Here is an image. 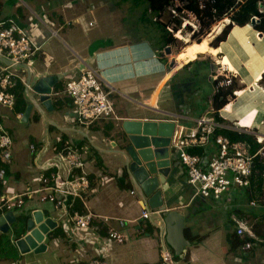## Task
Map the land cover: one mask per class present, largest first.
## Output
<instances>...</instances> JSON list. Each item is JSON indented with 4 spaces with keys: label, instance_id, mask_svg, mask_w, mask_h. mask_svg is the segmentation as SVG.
Masks as SVG:
<instances>
[{
    "label": "crops",
    "instance_id": "0c3cea01",
    "mask_svg": "<svg viewBox=\"0 0 264 264\" xmlns=\"http://www.w3.org/2000/svg\"><path fill=\"white\" fill-rule=\"evenodd\" d=\"M97 2L0 0V27L15 23L40 47L32 57L33 64L29 68L26 65L19 67L22 78H16V84L17 79L22 82L24 101L27 105L33 104L28 119H23L26 109L17 112L15 107L11 109L0 105V123L11 135L17 121L28 124L34 120L42 124V136L30 137L26 141L27 150L33 159L25 158L23 151L16 145L14 158L6 165L2 189L12 194L39 187L40 175L52 176L59 171L56 166L57 152L63 148L60 145L64 146L65 141H70L82 149L91 179L87 207L80 201V211L91 210L113 217L111 224L125 235L126 240L120 243L109 238V225L102 221L95 220L88 228L77 227L69 215L61 213L51 202L40 201L39 196L34 194L25 198L22 207L13 210L16 220L9 231L19 258H0V264H76L78 261L87 264L93 258H100L107 264H264V201L261 200L264 187L263 192L253 182L247 188L233 187L219 200L198 195L187 182L186 165L180 161L176 150L171 148L169 174L166 177L160 173L152 174L161 178L156 190L161 191L164 209L153 208L150 205L151 196H143L139 184L125 168V157L117 153L118 148L125 146L126 120H178L184 126L185 134L195 129L197 119L211 106L210 101L215 93L211 75L216 64L207 57H203L204 60L197 57L184 63L178 61L170 70L161 51L153 49L151 41L143 36L140 41L124 44H115L111 40L101 44L100 37L87 42L73 40L74 43H69L60 32L64 31L71 37L67 26L74 23L80 25L82 17L96 11ZM89 25L93 27L95 23L91 21ZM143 41L148 45L138 44ZM101 46L111 50L112 55L101 59ZM6 64L7 61L0 57V69ZM198 64L201 69L193 71ZM88 66L97 69L100 76L111 85L115 80L122 81L121 87L113 86V90L130 101H112L116 117L96 121L86 130L79 125L71 99L63 91L66 83L78 78ZM185 70L188 71L186 75L181 73ZM30 72L38 77L59 76L51 95L54 110L49 111L43 106L38 96L29 89L27 81ZM137 76L141 80L137 81ZM202 79L210 82L211 92L204 88ZM166 88L169 93L163 101ZM129 103L135 104L134 107L130 109ZM221 117L225 123L233 120ZM225 123V129L254 134L251 131L254 127ZM257 128L260 131L258 135L264 137V128L263 131ZM192 148H202L203 153L216 149L213 140L207 147ZM78 200H74L72 210ZM252 201L257 203L253 205ZM39 203H51L50 212L55 215H47L45 209L38 206ZM38 209L43 211L45 217L53 218L57 226L46 235L45 251L24 254L17 240L27 233V229L17 238L14 223L21 213L27 214L29 219L33 211ZM144 209L158 211L150 218H143ZM236 219L253 224L256 238L251 240L252 247L249 249L241 241H248L249 238L240 237L236 232ZM57 229L60 230L58 235ZM2 233L5 232L0 231V235ZM235 234L240 244L233 243L232 236ZM49 235L52 244L47 242ZM165 256H168L167 261Z\"/></svg>",
    "mask_w": 264,
    "mask_h": 264
},
{
    "label": "built area",
    "instance_id": "2783aa9c",
    "mask_svg": "<svg viewBox=\"0 0 264 264\" xmlns=\"http://www.w3.org/2000/svg\"><path fill=\"white\" fill-rule=\"evenodd\" d=\"M40 49L31 38L15 23L0 27V57L7 64L0 69V105L14 108L16 95L13 88L16 78L21 77L19 65H32V57ZM217 63L219 64L218 60ZM223 66V65H222ZM224 67V66H223ZM226 77H228L226 75ZM214 90L229 85V78L219 75L213 76ZM111 84L107 83L97 69L88 66L83 69L78 78L70 79L65 86L64 93L71 99L72 107L77 113L78 123L86 130L96 121L116 117V110L110 98ZM236 94V91H234ZM211 106L198 119L197 126L189 133H184V126L176 121V127L170 141L171 148L175 149L180 161L186 165L187 182L195 188V193L206 198L219 200L231 188H247L252 184L253 163L257 155L264 154V146L253 152L245 141H232L228 136L215 134L217 128L224 124L217 120L212 101ZM222 109L218 110L220 116ZM240 131V130H239ZM213 140L215 151L206 150L203 154L191 153V147H207ZM259 142H264V137L257 136ZM55 148L56 145H54ZM171 154V152H170ZM56 166L59 171L52 176L40 175L41 185L22 193L9 194L2 189L7 170L0 166V216L15 208L22 207L25 198L34 194L42 202H51L61 213L67 214L77 227L88 228L95 220L108 224L109 238L120 243L126 240L111 222L110 216L101 215L94 211H80L71 209L74 200L79 199L87 207V191L91 187L90 173L86 169V160L82 149L70 141H65L61 151L57 152ZM14 158L13 138L7 128L0 123V160L7 165ZM264 201V196L261 197ZM257 201H252L255 205ZM71 209V211H70ZM158 210L144 209L141 217L150 218ZM117 219V218H116ZM119 220V219H117ZM123 225V221L120 219ZM236 232L240 237H248L245 248L252 247V239L256 238L253 224L244 219H236ZM166 261L168 256H165ZM78 261L76 264H80ZM16 264H20L17 262ZM29 264V263H26ZM87 264H107L100 258H93Z\"/></svg>",
    "mask_w": 264,
    "mask_h": 264
},
{
    "label": "trees",
    "instance_id": "16d2710c",
    "mask_svg": "<svg viewBox=\"0 0 264 264\" xmlns=\"http://www.w3.org/2000/svg\"><path fill=\"white\" fill-rule=\"evenodd\" d=\"M120 1V0H119ZM130 0H118L115 1V5L121 7L122 4ZM131 9L137 10L141 9L137 17V27H141L147 31V29L154 30L156 38L149 39L153 47L157 50L162 51L174 42L173 32L171 30H178L181 27L182 21L186 17H194L196 19L199 28L196 30L191 29V37L194 40L201 41L203 37L208 35L213 26L223 19H229V23L224 27L222 32L217 35L214 42L210 43L212 48L207 46L212 52L218 50V45L220 42L225 41L227 36L232 31V28L237 26L249 25L250 27L257 29L264 33V0H132ZM164 12H168L170 17H172L169 22L162 21L161 16ZM180 15L181 19L176 18ZM190 15V16H189ZM255 20V22H253ZM171 25L174 27L171 29ZM188 26V25H187ZM136 27V28H137ZM140 29V28H139ZM138 31V30H137ZM147 34V32H146ZM142 37V33L140 34ZM151 35V34H150ZM158 37V39H157ZM245 78H249L245 73ZM16 87L13 91L16 95L15 110L17 112H23L26 109V101H24L22 96V82L17 79ZM237 84L234 79L229 85L225 87L218 88L217 92L214 93L212 97L213 106L217 110L216 118L218 121L223 122L224 120L220 117L218 110L225 107L227 104L233 102L234 91H237ZM260 87L264 89V73L260 79ZM60 91V90H59ZM70 98V97H69ZM58 101L55 102V105ZM111 129V125L109 126ZM215 134H223L228 136L232 141H245L249 144L250 150L253 152L258 151L264 146V143L259 142L257 137L248 132H238L231 129L217 128ZM63 147V145H60ZM191 153L203 154L202 148H191ZM0 166L6 165L0 160ZM7 170V169H6ZM252 182L258 185V188L263 192L264 187V154L257 155L254 159L253 166V176ZM264 196V195H263ZM76 203L75 209L81 210L80 200ZM28 215L21 213L17 221L14 223V229H16V237L23 235ZM56 234H60V230H56ZM249 240V239H248ZM232 241L234 244H240L241 241L246 242L247 239L239 241V237L235 234L232 236ZM0 258H19V252L16 245L11 240L10 231L2 233L0 235ZM153 264H165L163 262L153 263Z\"/></svg>",
    "mask_w": 264,
    "mask_h": 264
},
{
    "label": "rangeland",
    "instance_id": "374dc122",
    "mask_svg": "<svg viewBox=\"0 0 264 264\" xmlns=\"http://www.w3.org/2000/svg\"><path fill=\"white\" fill-rule=\"evenodd\" d=\"M87 1L93 2V3L97 2V0H87ZM115 1L116 0H98L96 11H94L92 15L89 14V16L86 15L82 17V23L80 25H78L77 23H74L73 25L69 24L67 26V31H70L71 37L64 34V31H61L60 34L63 37H65L69 43H74V41L78 43L85 42V41L87 42V40H92L93 38L100 37L101 44L108 42V40H111L112 43H115V44L117 43L124 44V43H131L132 41H135V40L140 41L141 33H142V36L148 40L150 38L151 39L156 38V35L153 29L151 30L147 29L146 31L141 27H137V24H138L137 17L140 11H142L143 9L140 8L139 12H138V9L132 10L131 9V6H132L131 2H133L132 0L125 2L124 4L121 5V7H119L118 5L115 6ZM120 1L118 0V2ZM171 18L172 17H170L168 12H164L161 16L162 21H165V22H169ZM176 18L181 19L180 15L176 16ZM91 21L92 23H95V26L91 27L89 25V22ZM228 23H229L228 18L219 21L213 26L211 32L208 35L203 37L201 41H197L191 37L192 32H193L191 29L196 30L197 28H199L196 19H194V17L192 16H190L189 18L188 17L184 18L182 21L181 27L178 30H174V31L171 30L173 32L172 34H173L174 42H172V44L169 45L168 48L163 49L160 53L161 55H163L162 58H164L166 62L168 63L169 69L171 70L173 67H175L176 62L178 64V61H180L181 63H184L189 59H195L199 57L198 59L201 58L200 60H204L203 57H207L210 61H212V63L216 64V68L211 75V80H213V76L217 74L220 77H223L225 79L229 78V81H233L234 79L235 83L238 86L237 87L238 89L247 88L248 86L244 84L243 82H241L245 73L242 76H239L235 72L230 71L227 67L223 65L225 67L224 68L220 64V59H221L222 54L219 53L217 56H213L212 51L207 49V46L208 45L211 46L210 43L215 41L217 35L222 32V30ZM172 28L174 27L171 25V29ZM84 31H86V33ZM179 32L183 34L184 38L178 37V35H180L178 34ZM185 38H188L190 42L187 43ZM138 44L139 45L143 44L146 46L148 45L146 41L140 42ZM190 45H192V49L188 48ZM211 47L215 48L213 46ZM153 49L157 50L155 47H153ZM110 51L111 50H106L105 47L101 46V59L112 55ZM217 60L219 64L217 63ZM200 69H201V66L200 64H198L194 66L193 71L200 70ZM207 72L209 73V70H207ZM181 73L186 75L188 71L185 70ZM246 74L248 77H251L249 73H246ZM226 75L228 77H226ZM146 77H144V79ZM136 80L137 81L141 80V77L137 76ZM120 82L122 81H119V82L117 80L113 81L114 85L112 84L111 85L112 87H110L112 91L110 95L111 100L112 101H119V100L120 101H130L128 99H123L120 96L118 91L113 90V86L115 87L117 86L118 88L121 87ZM201 83L204 85V88L206 90H209L211 92L212 86L209 81H207L206 79H202ZM168 93H169V90H167L166 88L165 93L163 95V101L165 97L168 96ZM234 95H235L234 99H236L237 95L236 94ZM134 105L135 104L133 103H129L130 109L133 108ZM223 122L225 123V120ZM225 124L230 125V126H236V125H239L240 123L238 119H233L229 121L228 123L226 122ZM263 128H264V123H263V127H260V129L263 131ZM251 131H254L255 135H258L260 132L258 128H252ZM41 136H42V124L41 123H36L34 120H32L31 123H28V124L22 123L20 121L15 122V129L12 135L13 152H15L16 145H17V147L23 151L25 158L30 159V160L33 159V156L29 154L27 150L26 141H28L30 137L40 138ZM38 206L45 209V213L47 215H55V213L50 212V209L52 208L51 203H39ZM51 240L52 238L49 235L47 242L52 244Z\"/></svg>",
    "mask_w": 264,
    "mask_h": 264
},
{
    "label": "water",
    "instance_id": "95a60500",
    "mask_svg": "<svg viewBox=\"0 0 264 264\" xmlns=\"http://www.w3.org/2000/svg\"><path fill=\"white\" fill-rule=\"evenodd\" d=\"M259 35L263 37L264 33L259 31ZM23 65L30 67L27 64H22L18 67ZM58 77V75L38 77L30 72L27 81L28 85H30L29 89L33 90L38 96L39 102L49 111L54 110L51 95ZM32 107V103L27 105L23 116L24 120L28 119ZM175 127L176 122L172 120L134 119L124 121V129L127 132V136L124 139L125 146L124 148H118L117 153L125 157V168L129 175L139 184L144 194L143 196H151L149 199L153 208L164 209L161 191L156 190L161 178L152 174L160 173L163 177H166L170 172V141ZM15 220L16 216L13 211L1 215L0 231L8 232ZM56 226L57 222L51 217H45L41 209L33 211L32 217L27 220V233L17 240L20 251L24 254L30 251L35 253L45 251L47 249V244L45 243L46 235Z\"/></svg>",
    "mask_w": 264,
    "mask_h": 264
},
{
    "label": "bare ground",
    "instance_id": "6f19581e",
    "mask_svg": "<svg viewBox=\"0 0 264 264\" xmlns=\"http://www.w3.org/2000/svg\"><path fill=\"white\" fill-rule=\"evenodd\" d=\"M178 34L179 38H184L182 33ZM185 40L190 42L188 38ZM188 48L192 49V45ZM219 53L222 54L221 65L239 76L244 73L251 76L242 78L241 82L248 87L236 91V99L223 107L222 115L227 119H238L242 126L261 127L264 121V89L259 81L264 73V36L261 37L259 31L249 25L234 26L218 50L212 52L213 56Z\"/></svg>",
    "mask_w": 264,
    "mask_h": 264
}]
</instances>
